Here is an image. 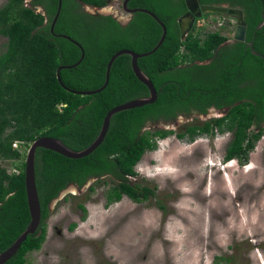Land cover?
<instances>
[{
    "label": "trees",
    "instance_id": "trees-1",
    "mask_svg": "<svg viewBox=\"0 0 264 264\" xmlns=\"http://www.w3.org/2000/svg\"><path fill=\"white\" fill-rule=\"evenodd\" d=\"M108 1L61 0L52 33L58 0H47L45 5L39 0L30 5L24 0H5L0 7V36L6 39L0 53V253L30 221L24 185L29 145L40 137H51L81 151L98 136L109 110L148 96L127 55L115 59L108 84L100 93L83 96L65 90L99 89L113 54L121 50L148 53L161 38L160 25L140 11L124 26L112 16L90 14L81 7L101 9ZM197 1L241 10L245 40L235 41L219 31L203 32L197 21L182 36L177 21L187 10L184 0H130L129 7L152 13L166 28L157 50L137 60L156 89L157 99L113 115L103 142L84 158L69 159L36 149L40 224L5 264H30L27 254L39 250L45 240L51 202L71 184L81 189L94 179L89 192L99 184L108 185L106 206L124 196L136 203L154 197L155 187L131 179L137 176L135 166L142 156L157 149L158 140L175 136L193 143L200 137L230 133L224 161L248 162L249 153L264 135V0ZM41 2L43 13H37L36 4ZM56 36L68 38L83 51L78 65L58 72L62 87L57 69L75 65L81 51ZM210 109L228 110L200 124H187L179 132L162 126L178 125L179 117L207 115ZM3 163H9L11 169ZM78 208L86 214L82 204Z\"/></svg>",
    "mask_w": 264,
    "mask_h": 264
},
{
    "label": "rangeland",
    "instance_id": "rangeland-1",
    "mask_svg": "<svg viewBox=\"0 0 264 264\" xmlns=\"http://www.w3.org/2000/svg\"><path fill=\"white\" fill-rule=\"evenodd\" d=\"M5 0H0V7ZM90 13L97 10L86 8ZM127 21L119 0L98 10ZM203 32L233 37L236 19L208 14L197 22ZM6 39L0 36V53ZM200 116L178 120L175 132L200 124ZM161 129V126L158 129ZM230 133L157 141L135 166L131 181L154 189L136 203L126 196L106 206L108 185L67 194L50 204L41 248L30 264H264V135L244 165L224 162ZM9 168V163H3ZM87 183L85 186H93ZM60 199V200H59ZM82 204L86 214L78 208ZM75 225L71 230L70 227Z\"/></svg>",
    "mask_w": 264,
    "mask_h": 264
},
{
    "label": "water",
    "instance_id": "water-1",
    "mask_svg": "<svg viewBox=\"0 0 264 264\" xmlns=\"http://www.w3.org/2000/svg\"><path fill=\"white\" fill-rule=\"evenodd\" d=\"M128 1L129 0H126L123 4V9L125 11H129L130 13H135L137 11H140L142 13H145V14L151 16L160 25V27L162 29V35H161L159 42L155 46V48L153 50H151L150 52L144 53V54H136V53L129 51V50H121V51H118L115 54H113L111 56L109 62L107 63V66H106L104 84L97 90H93V91H71V90L65 89L64 87L63 88L70 93L83 95V96H91V95L100 93L108 84L110 69H111V66H112L113 62L115 61V59L118 58L119 56L127 55L130 57L131 69H132L135 77L137 78V80L140 83H142L147 88L148 96L128 101L126 103L118 105V106L112 108L111 110H109L103 119V122H102L98 136L95 138V140L88 147H86L85 149H83L81 151H73V150L69 149L66 145H64L60 140L55 139V138H51V137H40V138L36 139L29 146V148L26 152L25 160H24V162H25L24 185H25V193H26V198H27V207H28V211H29L30 221H29L26 229L11 244V246L8 247L5 251L0 253V264H5L7 261H9L17 253L21 244L25 241L27 236L34 234L36 232V230L38 229L39 224H40L41 213H40V205H39V200H38V195H37V190H36V184H35V152H36V149L41 148V149L49 150V151L55 152V153H57L63 157L69 158V159L84 158V157L90 155L91 153H93L97 149V147L103 142V140L106 136V133L108 131L110 120H111L113 115H115L116 113H119V112L131 110V109H135V108H140V107H143L145 105L152 104L157 99L156 89L154 88V86H153L152 82L149 80V78L139 69V67L137 65V60L142 58V57L148 56L149 54H151L157 50V48L162 44V42L165 38L166 28L164 27L162 22H160V20L156 16H154L152 13H150L146 10H142V9H140V10H129V9H127L126 4ZM184 3L186 6V9H187V12L184 15H182L177 21L178 26H179V30H180V33L182 36H186L187 32L190 30V28L194 22V16L195 15L200 16L201 14L212 13V14H219V15H226V16L234 17L236 19V30H235V33L233 36V40L240 41V42H243L245 40L246 24L244 22L243 13L241 10L229 8L226 5H199L197 0H184ZM60 8H61V0H58L57 12L53 18L51 28H50L51 33H52L53 28H54L57 17L59 15ZM262 25H263V23H261L259 27H261ZM56 37H63V36H56ZM63 38H66V37H63ZM66 39L69 40L68 38H66ZM69 41H71V40H69ZM71 42L74 43L75 45H77V43H75L73 41H71ZM79 49H80V47H79ZM80 51H81V49H80ZM82 58H83V51H81V57L75 65L70 66V67H60L57 69L56 76H57V80H58L59 84H60V77H59L58 72L60 71V69L74 67L80 63ZM61 87H62V85H61ZM227 110L228 109H226L224 111H218L215 109H210L208 111L207 115H202L200 117L205 118V119L220 117V116H223ZM182 119H183L182 117H179V120H182ZM162 126H163V128H166V129H172L173 127L176 126V124H174V125L162 124ZM93 180L94 179L90 180L89 183H92ZM73 188L75 191L78 192V188H76L75 186ZM86 188H87V186L84 187L83 190H85Z\"/></svg>",
    "mask_w": 264,
    "mask_h": 264
},
{
    "label": "flooded vegetation",
    "instance_id": "flooded-vegetation-1",
    "mask_svg": "<svg viewBox=\"0 0 264 264\" xmlns=\"http://www.w3.org/2000/svg\"><path fill=\"white\" fill-rule=\"evenodd\" d=\"M34 1H35V0H24V3L30 5V4H32ZM39 1H42L43 4L45 5L47 0H39ZM111 1H112V0H109V1H108V4H110ZM119 1L121 2V8H122L123 12L125 13V15H127V18L129 17V18L131 19L132 15H133L134 13H133V14H130L128 11L126 12V11H124V9H123V4H124V2H125L126 0H119ZM42 2L39 3V4H36L35 9H36V10H39L40 12L43 13V4H42ZM129 2H130V0H129V1L127 2V4H126L127 9H129V10H134L133 8H131V7L128 6V5H129ZM199 5H200V4H199ZM81 7H82V10H84V7H83V6H81ZM186 12H187V10H186ZM186 12H185V13H186ZM185 13H184V14H185ZM184 14H183V15H184ZM205 16H206L205 14L200 15V16H199V15H197V16L195 15V16H194V22H195V21L198 22L201 18H205ZM115 19H116L120 24L122 23L121 20H123V18H120L121 20H118L117 18H115Z\"/></svg>",
    "mask_w": 264,
    "mask_h": 264
},
{
    "label": "clouds",
    "instance_id": "clouds-1",
    "mask_svg": "<svg viewBox=\"0 0 264 264\" xmlns=\"http://www.w3.org/2000/svg\"><path fill=\"white\" fill-rule=\"evenodd\" d=\"M27 5H28V4H27ZM106 6H108V4H107ZM106 6H105V7H106ZM83 7H84V10H85V11H86L85 7H86V8H87V7H88V8H91V7H89V6H83ZM103 8H104V7H103ZM103 8H101V9H103ZM92 9L97 10V13H90V12H88V11H87V12L90 13V14H102V13H99V12H98V10H100V9H95V8H92ZM134 10H140V9H134ZM35 11H36L37 13H42V12H40L39 10H36V9H35ZM124 11H125V10H124ZM126 12H127V11H126ZM128 12H129V11H128ZM129 13H130V12H129ZM130 14H133V13H130ZM208 14H211V13H207V14H205V15L207 16ZM102 15H104V14H102ZM201 15H203V14H201ZM106 16H107V15H106ZM109 16H112V15H109ZM224 16H226V15H224ZM112 17H113L114 19H115V18H117V19L119 18L118 16H112ZM126 19H127V21H126L124 24L121 23V25H124V26H125V25L130 21V18H129V17L126 18ZM115 20H116V19H115ZM118 20H120V19H118ZM193 23H194V22H193ZM172 129H174V127H173ZM167 130H170V129H167ZM30 145H31V144H30ZM30 145H29V146H30ZM13 147H16V144H14ZM28 148H29V147H28ZM27 150H28V149H27ZM234 160H235V159H234ZM231 161H232V160H231ZM231 161H228V162H231ZM224 162H225V161H224ZM228 162H226V163H228ZM89 181H90V180H89ZM89 181H88V182H89ZM93 182H94V180H93ZM93 182H92V183H93ZM74 186H75V185L71 184V188H70L71 191H72V189H74V188H73ZM69 187H70V185L67 186L62 192H60V194H61V198H60V199L64 198L67 194H71V195L73 194L72 192L67 191V189H68ZM75 187L78 188L77 186H75ZM84 187H86V186H84ZM84 187H83V188H84ZM88 187H90V185H87V188H88ZM83 188H81V189L78 188V191H79V192L83 191ZM87 188H86V189H87ZM86 189H85V190H86ZM74 191H75V190H74ZM75 193H78V192L75 191ZM60 194H59V195H60ZM59 195H58V196H59ZM57 199H58V197H57L55 200H57ZM60 199H59V200H60Z\"/></svg>",
    "mask_w": 264,
    "mask_h": 264
},
{
    "label": "bare ground",
    "instance_id": "bare-ground-1",
    "mask_svg": "<svg viewBox=\"0 0 264 264\" xmlns=\"http://www.w3.org/2000/svg\"><path fill=\"white\" fill-rule=\"evenodd\" d=\"M72 191L75 192L74 189H72Z\"/></svg>",
    "mask_w": 264,
    "mask_h": 264
}]
</instances>
